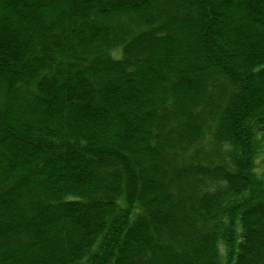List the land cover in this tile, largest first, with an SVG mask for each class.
<instances>
[{
  "label": "trees",
  "instance_id": "16d2710c",
  "mask_svg": "<svg viewBox=\"0 0 264 264\" xmlns=\"http://www.w3.org/2000/svg\"><path fill=\"white\" fill-rule=\"evenodd\" d=\"M258 154L264 0H0V264H264Z\"/></svg>",
  "mask_w": 264,
  "mask_h": 264
},
{
  "label": "rangeland",
  "instance_id": "374dc122",
  "mask_svg": "<svg viewBox=\"0 0 264 264\" xmlns=\"http://www.w3.org/2000/svg\"><path fill=\"white\" fill-rule=\"evenodd\" d=\"M114 54L116 56H118L120 54V49H116V51H114ZM262 157H263V155H261V154H258L257 155L256 161H255V168H254V170L257 173L259 179L262 181L263 187H264V168H263L264 167V163H261V162H263L262 161ZM234 223H235V219L233 220V224ZM223 250H224V248H222V252H223ZM225 250L227 252V249H225Z\"/></svg>",
  "mask_w": 264,
  "mask_h": 264
}]
</instances>
